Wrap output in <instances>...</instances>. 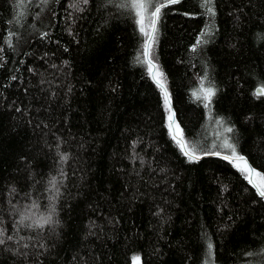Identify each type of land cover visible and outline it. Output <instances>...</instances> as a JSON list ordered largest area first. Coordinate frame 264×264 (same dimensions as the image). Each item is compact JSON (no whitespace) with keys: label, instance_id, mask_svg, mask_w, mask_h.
I'll return each instance as SVG.
<instances>
[{"label":"trees","instance_id":"obj_1","mask_svg":"<svg viewBox=\"0 0 264 264\" xmlns=\"http://www.w3.org/2000/svg\"><path fill=\"white\" fill-rule=\"evenodd\" d=\"M130 2L0 0V264H264V198L220 146L264 175V0L162 10L153 62L194 162Z\"/></svg>","mask_w":264,"mask_h":264},{"label":"snow or ice","instance_id":"obj_2","mask_svg":"<svg viewBox=\"0 0 264 264\" xmlns=\"http://www.w3.org/2000/svg\"><path fill=\"white\" fill-rule=\"evenodd\" d=\"M46 2V0H45ZM82 3L87 4L88 0H81ZM180 0H167V3L163 2V0H131L130 4H122V7H130L135 12L136 16V23L139 26L140 33L146 37L145 42L143 44V62L146 63L148 67V71L150 75H152L154 81L156 82L157 86L160 88L163 99H164V106L167 112V127L171 134V138L176 144L180 147L181 152L188 157L190 162H194L199 160L200 157L196 155L195 149H190L189 145L184 140V133L181 129L180 125L175 120V113L172 111L170 97L168 95L167 89L164 86L162 81L163 73L157 70L156 64L153 62L154 56L152 53L153 44L156 40V34L158 31L157 24L160 20L163 9L168 7L169 5H175L179 3ZM72 7H77V5H71ZM201 7L204 8L205 12L209 15V17L215 16V10L213 5V0H202ZM81 10V9H78ZM208 34L207 30L201 33V36H206ZM7 42V41H6ZM201 39H197L196 45H200L203 43ZM195 50V46L194 49ZM140 59L139 57L137 58ZM257 96L264 95V88H260L255 93ZM215 95L214 89L211 87L208 88H201L199 90V94L197 92H193V96L197 100L203 99L205 101L204 106L207 108L211 103L212 97ZM219 123V121H218ZM226 131L231 132L232 129L228 128ZM215 147V146H214ZM225 149L231 150V155H225L222 158L228 160L229 162L233 163L234 166L238 168V170L246 173V179H248L250 184L257 189V193L261 198H264V175L255 172L250 165H248L247 161L244 160L242 156L237 155L235 147L227 143L222 145ZM212 155H220L219 152H212ZM62 160H67V156H62ZM253 176L259 177V182L257 183ZM14 191V190H13ZM29 217H23V219H28ZM21 220V223L23 222ZM51 216L47 217H40L37 222H35V226L43 227L45 224L51 223ZM12 236H8L7 240H12ZM5 243L4 238V230L0 228V245ZM24 247H28L27 244ZM209 251L212 249V244L208 245ZM139 257H135L134 261L135 264H139Z\"/></svg>","mask_w":264,"mask_h":264},{"label":"rangeland","instance_id":"obj_3","mask_svg":"<svg viewBox=\"0 0 264 264\" xmlns=\"http://www.w3.org/2000/svg\"><path fill=\"white\" fill-rule=\"evenodd\" d=\"M138 28H139V26H138ZM220 146H222V145H220ZM205 264H212V263L210 261H206Z\"/></svg>","mask_w":264,"mask_h":264},{"label":"water","instance_id":"obj_4","mask_svg":"<svg viewBox=\"0 0 264 264\" xmlns=\"http://www.w3.org/2000/svg\"><path fill=\"white\" fill-rule=\"evenodd\" d=\"M257 90H258V89H257ZM257 90H256V91H257Z\"/></svg>","mask_w":264,"mask_h":264}]
</instances>
